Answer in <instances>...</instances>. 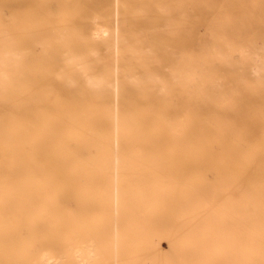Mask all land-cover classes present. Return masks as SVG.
I'll use <instances>...</instances> for the list:
<instances>
[{
  "label": "rangeland",
  "instance_id": "374dc122",
  "mask_svg": "<svg viewBox=\"0 0 264 264\" xmlns=\"http://www.w3.org/2000/svg\"><path fill=\"white\" fill-rule=\"evenodd\" d=\"M74 1L77 3L72 5L74 9H78V5L85 7L89 2L88 8L78 9L79 18L69 20L72 33L82 41L74 51L80 57L75 68L87 66L91 80L96 82L97 56L107 54L109 96L108 111H104V108L84 107L85 95L80 94L81 103L74 114L87 129L74 133L81 141L73 153L75 161L66 153L71 142L62 141L66 162L77 164L78 172L75 180H68L62 190V200L65 198L68 208H73L77 202L79 206L77 214H72L78 221L76 232L79 236L77 243L71 241L73 249L95 252L92 262L99 264H113L116 252H161V264H241L240 260L264 264V255L212 252L210 257H205L201 252H186L182 246L193 224L203 225L200 220L206 217L219 220L220 234L236 235L234 224L240 211L236 188L232 185L233 189L228 185L225 189L222 187L228 181L223 169L211 158L192 155L193 136L188 125L194 119L192 110L199 106L224 116L229 140L242 154L264 157V0H205L204 5H196L195 0ZM163 3L166 6L163 8L171 13L168 19L172 32L165 42L164 52L158 54L160 60L146 61L142 67L129 65L124 73L118 57L120 30L126 24L127 28H138L140 24L131 22H145L152 17L157 5ZM4 11L14 19L15 24L8 25L13 29V36L29 34V0H5L4 4L0 3V13ZM104 14L108 16V23L104 22ZM231 17H237L236 22L224 20ZM176 20L181 22L180 26H175ZM191 22L196 24V41L208 50L217 45V50L229 53L206 64L212 78L206 82L205 94L199 98L194 93L196 84L192 77L195 63L190 55L195 40L188 34ZM138 33L144 38L142 44L146 51H157L145 31ZM226 42L233 43L237 50L229 52ZM63 50L65 56L67 47ZM156 78L164 81L163 121L159 118L154 94L155 86L162 82H156ZM123 82L133 84L137 92L122 93ZM65 114L62 111V134L69 136L72 130ZM102 126L107 134L106 144L98 135ZM213 148L214 152L218 149L215 144ZM103 182L108 187L109 198L108 216L102 217L107 219L104 225L109 238L106 248L99 245L104 234L88 230L91 222L104 214L100 190ZM193 184L201 185L203 191L196 192ZM222 193L228 200H221ZM212 200L220 201L221 206H213ZM200 210L203 214H198L195 220L194 214ZM68 243L70 241L62 242V252H68ZM133 243L142 244L144 248L134 250ZM149 243L156 245L158 250H150ZM47 250L48 245H43L41 251Z\"/></svg>",
  "mask_w": 264,
  "mask_h": 264
},
{
  "label": "bare ground",
  "instance_id": "6f19581e",
  "mask_svg": "<svg viewBox=\"0 0 264 264\" xmlns=\"http://www.w3.org/2000/svg\"><path fill=\"white\" fill-rule=\"evenodd\" d=\"M1 2L4 4L5 0ZM29 2L31 21L27 25L28 35L13 36L10 27L15 24L14 19L6 15V10L4 14L0 13V264H99L92 262L95 252L73 249L71 241L77 243L79 236L76 232L78 221L72 214H77L79 206L77 202L73 208H68L65 198L62 200V190L68 185V180H75L78 175L77 164L65 160L70 153L69 159L75 161L73 153L81 144L74 133L79 129H87L74 114V109L81 103L78 100L80 94L85 95L83 102L87 103L83 104L84 107L108 111V55L97 56L96 82L91 80L92 74L87 66L75 68L76 63H80V57L74 51L82 45V41L72 33L69 20L79 18L78 9L88 8V1L85 7L78 5V9L72 8V5L77 4L74 0ZM205 2L195 0L196 5H204ZM160 5H157L152 17H145V22H131L140 24L138 28H127L128 24L125 23L127 26L120 30L118 57L122 61L124 73L128 71L129 65L142 67L146 61L160 60L158 54L164 52L165 42L172 32L168 19L170 10L163 8L166 7L164 3ZM103 16L104 22L108 23V16ZM226 19L236 22L237 17ZM176 21L175 26H180L181 22ZM140 30L146 32L157 51L150 53L145 50L142 44L144 38L138 33ZM196 31V24L191 22L188 34L195 40L190 55L195 63L192 77L196 84L194 93L199 98L205 94L203 88L212 78L207 73L206 64L229 53L217 50V45L208 50L203 43L196 41ZM215 37L219 39V35L215 34ZM103 44L108 45L107 41H103ZM226 44L229 52L237 50L233 43ZM63 47H67L65 56ZM183 57L186 62L185 55ZM183 77L188 78L186 75ZM154 80L162 82L155 86L154 94L158 102L156 109L160 111L159 118L163 121L165 101L164 98L161 100V95L165 93L164 81L159 78ZM120 89L124 94L137 92V87L129 82H123ZM27 111L31 112L23 114ZM62 111L66 113L64 117L72 130L69 136L62 134ZM192 111L194 119L188 123L193 136L192 155L194 158H211L213 163L223 169L225 180L228 181L222 187L225 189L228 185L229 189L236 188L240 211L234 224L236 235L220 234L219 220L206 217L200 220L203 225L193 224L190 235L183 238V249L186 252H201L205 257H210L212 252H221L223 255L227 252H231V255H264V157L242 154L240 148L229 140L224 116L199 106ZM98 135L106 144L107 134L103 126ZM64 140L71 142L67 154L62 151ZM214 144L218 147L217 153L214 152ZM201 185L193 184L194 190L203 191ZM100 190L104 214L95 218L88 230L104 234L99 245L106 248L109 241L104 228L109 209L106 182L102 183ZM222 196L221 200H228L224 193ZM212 201L213 206H221L220 201ZM200 213L203 214V211L195 212V220ZM104 215L106 218L102 219ZM64 217L70 219L65 220ZM64 240L70 241L68 252H62ZM45 244L49 250L42 252ZM133 244L134 250L144 248L142 244ZM149 246L150 250H158L154 244L151 246L149 243ZM160 257L161 252H116L112 263L161 264ZM129 259L132 263H129Z\"/></svg>",
  "mask_w": 264,
  "mask_h": 264
}]
</instances>
